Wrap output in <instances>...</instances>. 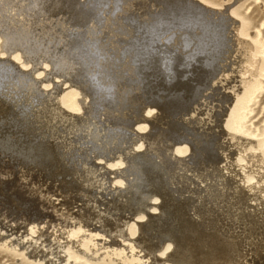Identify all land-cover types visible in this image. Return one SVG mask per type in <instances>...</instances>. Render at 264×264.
<instances>
[{"label": "bare ground", "instance_id": "6f19581e", "mask_svg": "<svg viewBox=\"0 0 264 264\" xmlns=\"http://www.w3.org/2000/svg\"><path fill=\"white\" fill-rule=\"evenodd\" d=\"M233 1L0 0V215L23 221L0 250L32 264L263 261L264 21L253 29L248 0ZM159 91L182 103L168 110ZM215 96L220 131L195 132ZM59 191L78 212L47 211Z\"/></svg>", "mask_w": 264, "mask_h": 264}, {"label": "rangeland", "instance_id": "374dc122", "mask_svg": "<svg viewBox=\"0 0 264 264\" xmlns=\"http://www.w3.org/2000/svg\"><path fill=\"white\" fill-rule=\"evenodd\" d=\"M223 1V0H222ZM264 0H248V1H246V3H245V6L242 8V11L244 10V12H248L247 13V15H250L249 17L251 18V27L254 29V28H256V27H258V24L260 23V22H262V20L264 21V2H263ZM232 2H234L233 0H232ZM232 2H229V4H231ZM153 3V2H152ZM225 3L228 5V3H227V1H225ZM263 4V5H262ZM156 7H157V10H159L160 8H162L163 7V5H161L160 4V7H159V4L158 5H156V6H154V7H152V8H155L156 9ZM247 7H248V9H247ZM137 10H136V9ZM144 9V8H143ZM143 9H139V8H137V7H134V12H136V13H140V12H143L144 10ZM148 10V8H145V10ZM143 10V11H142ZM145 16V15H144ZM143 19V17H140V19ZM139 19V18H138ZM140 19H139V21H140ZM253 22V23H252ZM253 25V26H252ZM262 36L264 37V26H263V28H262ZM140 34L141 33H137V35L138 36H140ZM160 41V40H159ZM159 43H161V41L159 42ZM166 43V42H165ZM162 44H164V42H162ZM170 47V46H169ZM192 77H193V75H192ZM193 84L195 83V82H192ZM217 85H218V87H217ZM216 85V87L215 88H219V86H222L223 84L221 83V85H220V83H218ZM223 89V90H220V89ZM226 89V90H225ZM227 89H229V88H226V86H222V87H220L219 88V92H222V93H224L225 91L228 93L229 92V90H227ZM209 91H211V93H214V91L212 92V90H208L207 91V93L208 94H211V93H209ZM147 92H145V94H146ZM206 93V92H205ZM206 93V94H207ZM147 94H149V93H147ZM146 94V95H147ZM207 94V95H208ZM149 95H151V94H149ZM165 98H164V97ZM261 97H259L258 99H257V104H255L254 105V113L252 114V116H251V118H252V125L253 126H257V127H262V125H263V120H264V91H263V93L260 95ZM163 97V98H162ZM178 97H180V95H179V93L178 94H176V93H173V94H170V93H168L167 91H159V98H160V100L161 101H163V102H169V103H172L171 105H173V106H171V105H169V108H168V110H171V109H173V108H176L177 107V104H179V103H182V100L181 99H179ZM218 96H215L214 97V99L211 101V99L209 98V100L207 99V101H209V103H211V105L208 103V106H212L214 103H215V105H213L211 108H212V111H211V114L213 113V115L208 119V123L206 122L207 120H204V125H203V122L202 123H199L200 125H198V124H191L192 126H190V124H189V126L188 127H192V128H194L195 129V132L197 131H199V133L201 132V130H202V132L201 133H204V132H207V133H210V134H213L214 132H216V133H218L219 131H220V127L219 128H217V120H216V117H215V119H211V118H213L215 115V112H216V110H220V107H218L219 105H221L219 102V100H218V98H217ZM165 99V100H164ZM178 99V100H177ZM173 100V101H172ZM213 101H218L217 103L216 102H214L213 103ZM216 104H218V105H216ZM217 106V107H216ZM199 107V111L200 112H198V113H200V117H202L203 115L204 116H206L205 114H201V111L203 110V111H205L206 110V105L204 106V105H202V107L201 106H198ZM200 107H201V109H200ZM256 107V108H255ZM205 108V109H204ZM208 108V107H207ZM218 108V109H217ZM215 109V110H214ZM213 110H214V112H213ZM157 111H159L158 109H157ZM207 111V110H206ZM198 113H197V115H196V117H199L198 116ZM159 114H162V111L160 110L159 111ZM254 115V116H253ZM187 115H185L184 117L185 118H187L186 117ZM203 116V117H204ZM202 117V118H203ZM254 117V118H253ZM205 118V117H204ZM206 118H208V117H206ZM216 120V121H215ZM180 121H181V119H180ZM211 121V122H210ZM213 121H214V123H213ZM216 122V123H215ZM254 123V124H253ZM163 124V126H166L164 123H162ZM210 124H215V125H210ZM180 125V124H179ZM199 127H198V126ZM208 127H207V126ZM186 128H187V126L186 125H184ZM184 126H182V127H180L179 128V132H184ZM197 126V127H196ZM204 128H203V127ZM206 128V129H205ZM208 128H209V130L211 129V131L213 132H208L209 130H208ZM213 128V129H212ZM198 129V130H197ZM203 129H204V131H203ZM217 129H218V131H217ZM205 130H207V131H205ZM190 135V134H189ZM193 137V134H191L189 137L190 138H192ZM210 136H212V135H210ZM209 136V138H212V137H210ZM194 138V137H193ZM192 151V150H191ZM190 151V153H189V156H187V159H189L190 158V156H192L193 155V151L191 152ZM97 161V160H96ZM23 179V178H22ZM61 195H60V194ZM59 193L58 192H56V194H54V195H51V200L53 201V204H55V202H57L55 205H56V207H48L47 208V211H49L50 213L52 212L53 213V211L54 210H58L57 208H59V206H62V207H60L59 209H61L62 211H66V208L68 209V210H70V212H72V209H74V208H77V209H74L75 211H73L74 213H76V212H78L79 211V204L81 203L82 204V202L81 201H78L77 202V204L76 203H74L73 205H70L69 207L71 208V209H69V207H67L66 205L67 204H65L64 205V202L66 201V197L64 196L63 197V194L59 191ZM62 197V198H60V196ZM54 196V197H53ZM108 196H110L109 197V199L112 197L111 195H108ZM107 196V197H108ZM104 198L105 200H107L108 198ZM63 198H65V199H63ZM56 199V200H55ZM59 200H61V201H59ZM59 201V202H58ZM108 201V200H107ZM61 202L63 203V204H61ZM58 203H59V205H58ZM76 204V205H75ZM64 207H66V208H64ZM74 207V208H73ZM101 207L102 208H104L103 207V205H101ZM54 208V209H53ZM44 209H46V208H44ZM67 210V211H68ZM78 210V211H77ZM46 211V210H45ZM46 211V212H47ZM60 211V210H59ZM59 211H55L53 214H55L56 215V212H58V213H60ZM57 213V215H59ZM3 217V218H2ZM1 217V215H0V221L2 222L1 224H3L4 225V227H1V226H3V225H1L0 224V231H1V229H5L6 227H8L7 229H5L7 232H8V234L12 237V238H14V236L17 238V234H19L20 236H21V232L20 231H22L21 229L20 230H18V222L19 223H21L22 224V220H21V222H20V220L18 221V222H11V221H13V220H11V221H9V218H4V216H2ZM7 221H9V222H7ZM46 219H48V220H50V217H48V218H46ZM11 222V223H10ZM5 223H6V225H8V226H6L5 225ZM16 223V224H15ZM53 223H54V221H53ZM13 224H15V225H13ZM44 225V223H42L41 224V226H43ZM9 226H10V228H9ZM12 227V228H11ZM14 227V228H13ZM10 229H12V230H10ZM1 231L2 233H4V234H6V235H8L7 234V232L6 231ZM10 230V231H9ZM16 232H15V231ZM12 231V233L10 234L9 232H11ZM49 231H51V230H49ZM6 232V233H5ZM18 232H20V233H18ZM16 235H15V234ZM18 235V236H19ZM106 238H107V240H110L111 241V239H109L108 238V236H106ZM251 258V257H250ZM29 259V260H28ZM262 259V258H261ZM260 259H258L257 261H258V264H264V258H263V261L262 260H260ZM33 261V258L31 259L30 257H27L26 259H23L22 257H18V256H15V255H13L12 253H8V252H5V251H3V250H0V264H32L31 262ZM262 261V262H261ZM248 262V261H247ZM248 264H254V263H252V262H248Z\"/></svg>", "mask_w": 264, "mask_h": 264}, {"label": "snow or ice", "instance_id": "6c2138e0", "mask_svg": "<svg viewBox=\"0 0 264 264\" xmlns=\"http://www.w3.org/2000/svg\"><path fill=\"white\" fill-rule=\"evenodd\" d=\"M169 248H171V245H169ZM164 254H165V253H163V252H162V253H160V255H162V256H163Z\"/></svg>", "mask_w": 264, "mask_h": 264}]
</instances>
